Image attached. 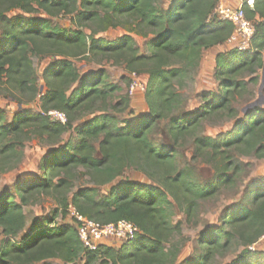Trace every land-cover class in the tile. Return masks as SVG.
<instances>
[{"label": "trees", "instance_id": "obj_1", "mask_svg": "<svg viewBox=\"0 0 264 264\" xmlns=\"http://www.w3.org/2000/svg\"><path fill=\"white\" fill-rule=\"evenodd\" d=\"M217 4L218 0H169L162 9L159 0H0V94L6 92L11 100L17 95L18 104L38 100L40 109L39 114H16L9 122L0 110V172L15 164L23 139L37 137L55 143L71 129L77 133L74 145L68 142L43 157L40 176L19 180L11 191L0 194V229L7 239L0 246V264H39L54 259L72 264L81 255L87 264H172L176 252L165 250L174 229L171 206L191 218L196 202L231 184L229 173L237 171L228 156L216 157L223 155L221 148L264 159V111L257 106L246 111L223 138L194 139L197 157L210 162L216 158L215 172L201 182L193 179L190 169L179 170L173 151L159 150L150 138L155 124L165 121L173 145L193 137L204 119L223 115L243 90L244 81L237 77L262 67L264 0H253L252 9L243 7L245 18L254 24L250 49L216 53L219 92L203 93V104L193 113L173 114L180 98L175 82L197 65L200 51L224 44L234 31L231 23L213 16ZM34 13L48 18L26 17ZM61 14L72 17L74 30L51 24L50 19ZM120 26L129 33L134 27L144 38L152 36L146 42L147 55L139 54L129 34L113 41L97 37ZM31 58L47 61L39 75ZM82 58L124 65L132 80L145 75L142 97L146 113L132 120V112L121 120L114 114H100L71 126L76 114L92 110L97 103L106 105L120 91L102 69L81 74L73 61ZM129 98L128 93L121 96L111 108L125 113ZM50 111L63 113L66 122L51 118ZM78 170L94 189L73 193L70 203L64 194L59 200L63 214L71 206L80 216L99 224L128 221L138 230L133 239L116 248L99 244L91 251L79 241L75 225L54 227L46 219L34 222L29 235L13 242L25 227L23 206L37 196L69 191ZM132 173L141 174L146 182L129 181ZM95 187L106 189V194L96 199ZM249 195L247 205H235L225 214L222 223L230 231L215 229L205 234L195 264H207L234 235L245 249L231 264H264V254L249 250L264 235V193Z\"/></svg>", "mask_w": 264, "mask_h": 264}, {"label": "rangeland", "instance_id": "obj_2", "mask_svg": "<svg viewBox=\"0 0 264 264\" xmlns=\"http://www.w3.org/2000/svg\"><path fill=\"white\" fill-rule=\"evenodd\" d=\"M169 0H159V5L163 9L167 8ZM242 0H218L219 4L225 7L235 8ZM33 18H48L41 13H34L30 16ZM52 25L60 26L65 30H74L76 27L72 22L71 16L58 15L55 18H51ZM131 28V27H130ZM133 32L127 31L123 26L113 29H107L103 33H99L97 37L103 38L108 41H113L118 37L129 34L135 42L138 48L139 54L147 55L148 48L146 42L152 38L148 35L144 38L140 35L135 28H131ZM84 32H88V29H84ZM231 49L229 46L223 45L213 47L210 49H204L200 51L198 63L194 68L189 69L184 78L178 82H175L174 88L176 93L179 94V103L175 106L173 114L193 113L198 107L203 104L202 94L205 92H219V80L215 75L214 58L216 53L225 52ZM261 55V68H255L254 74L249 72L242 73L237 79L244 81V88L240 91V94L235 95L234 99L230 103V107L223 112V115L211 114L204 119L199 125L195 135L191 138L186 137L178 144H172L167 133L165 131V122L156 123L152 129L150 135L152 143L159 150H172L175 157V164L179 170L190 169L192 171V177L194 180L201 182L204 178H211L215 172L216 158L210 162L208 158H200L195 154L196 146L194 139L198 137H210V138H223L226 133L231 131L237 122L243 118V114L252 107H259L264 111V49L260 53ZM33 67L36 74L39 75L40 71L47 64V61L38 62L37 59L31 58ZM73 65L78 69L81 74L94 72L96 70H104L107 79L110 83L117 86L120 91L115 92L111 98L107 100L106 105L97 103L95 107L90 111H82L76 116L71 123V126L75 127L77 123L82 121H88L93 116L100 114H114L119 120L129 117V112L132 115L129 117L132 120L134 117L146 113V106L143 101L142 91L138 89L134 90L129 98V107L125 113H115L111 106L118 103L121 96L127 95L129 90V84H140L143 86V82L146 81L145 75H138V78H133L131 74L125 71L124 65H116L111 61H107L102 58L98 59H78L73 61ZM256 82H253V80ZM132 80V82H130ZM141 82V83H140ZM40 92L42 81L39 79ZM43 90V88H42ZM260 93V96H259ZM129 94V93H128ZM8 94L3 91L0 94V110L5 114L6 121L9 122L16 114L27 111L28 114H39V102L29 103H17V95L15 99L7 97ZM251 106V107H250ZM77 141V133L72 129L65 132L55 142H48L47 140L39 139L37 137H31L23 139L21 144L22 148H18L19 157L15 159V164L7 168V170L0 172V194L3 192L11 191L14 184L19 180H28L29 178H36L41 175L40 162L48 152L54 148L62 147L65 144L72 146ZM223 155H217L216 157L222 158L228 156V161L232 164V167H236L237 171L231 169L229 176L232 177V182L229 185L221 186L215 192V194L203 201H197L195 206L194 215L189 218L184 211L180 210L173 204L170 208L171 217L170 222L172 231L169 235L167 242L165 243V250L168 252L175 251V259L172 264H190L196 263L197 257L201 254V241L208 232L215 229H222L230 231L232 228L225 226L222 221L232 207L242 204L247 205L250 201L253 191H259L264 193V159H257L253 153L240 154L234 149L221 148ZM83 174L82 170H78L73 179L72 187L69 191H60V195L48 194L41 195L33 198L27 205L23 206V214L25 216V227L19 233L18 237L13 239V242H20L21 239L27 235L31 230V225L34 222L39 224L42 220L50 219L52 224L50 226L59 227L67 224L74 225L71 213L68 215L63 214L64 209L59 200L64 195L67 203L71 201V195L82 189H94L93 185L89 182L88 178ZM129 181L131 182H146L145 178L139 173L128 174ZM56 181V179H54ZM157 185L156 183H150ZM95 198L99 199L106 194V189L102 187H95ZM171 200V199H170ZM55 211L58 214L55 216ZM234 211V210H233ZM224 231V232H225ZM7 239L2 235L0 229V246ZM129 241V240H128ZM122 242L126 240H116L112 238L104 239L101 244L111 247H119ZM245 249L240 240L234 235V237L226 244L224 248L219 249L213 256V258L207 262V264H231L235 261L240 253ZM249 250L258 251L264 254V235L253 245L249 247ZM85 257L81 255L72 264H87ZM42 263L47 264H66L60 260H47ZM39 263V264H42ZM92 264H100L94 262Z\"/></svg>", "mask_w": 264, "mask_h": 264}, {"label": "built area", "instance_id": "obj_3", "mask_svg": "<svg viewBox=\"0 0 264 264\" xmlns=\"http://www.w3.org/2000/svg\"><path fill=\"white\" fill-rule=\"evenodd\" d=\"M244 5L252 9L253 0H242L235 8L225 7L218 3L213 10L214 17L218 20L229 22L234 27L233 33L224 44L220 45V47L226 45L231 48L228 50L234 49L239 52H245L250 49L251 39L254 35V24L245 18L243 11ZM132 83L129 85V95H131L135 89L139 91L144 90V85L142 86L141 82L140 86L137 83ZM48 115L61 124L66 122V117L61 112L50 111ZM70 213L79 241L86 249L91 251H94L106 238L128 241L133 239L135 234L138 233L136 226L125 220L116 223L99 224L80 216L71 206L68 208V215Z\"/></svg>", "mask_w": 264, "mask_h": 264}, {"label": "water", "instance_id": "obj_4", "mask_svg": "<svg viewBox=\"0 0 264 264\" xmlns=\"http://www.w3.org/2000/svg\"><path fill=\"white\" fill-rule=\"evenodd\" d=\"M259 96H260V93H259ZM251 107V106H250Z\"/></svg>", "mask_w": 264, "mask_h": 264}]
</instances>
